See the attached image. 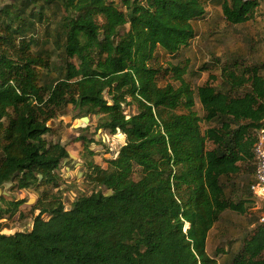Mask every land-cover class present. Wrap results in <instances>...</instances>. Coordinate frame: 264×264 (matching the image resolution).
<instances>
[{
  "label": "trees",
  "instance_id": "1",
  "mask_svg": "<svg viewBox=\"0 0 264 264\" xmlns=\"http://www.w3.org/2000/svg\"><path fill=\"white\" fill-rule=\"evenodd\" d=\"M260 1L216 0L232 25L253 19ZM204 3L13 0L4 7L0 189L14 179L11 191H59L43 192L32 206L39 214L31 231H0V264H219L207 251L211 231L225 212L245 215L256 207L250 189L247 200L235 202L224 180L238 176L242 164H255V133L264 129V65L241 71L227 64L221 88L211 76L197 89L184 79L187 67L159 66V51L177 58L190 47L195 24L206 20ZM52 37L64 66L45 80L51 70L45 44ZM168 74L179 87L160 85ZM196 98L203 116L195 111ZM69 106L99 116L97 129L119 131L126 143L104 168L95 161L101 142L77 139L93 191L67 209L57 171L70 154L46 136ZM24 204L2 196L0 228L6 218L22 217ZM230 264H264V223Z\"/></svg>",
  "mask_w": 264,
  "mask_h": 264
},
{
  "label": "rangeland",
  "instance_id": "2",
  "mask_svg": "<svg viewBox=\"0 0 264 264\" xmlns=\"http://www.w3.org/2000/svg\"><path fill=\"white\" fill-rule=\"evenodd\" d=\"M118 3L121 0H116ZM205 2L206 20L195 24L197 36L191 41L190 47L181 53L177 58L166 55L163 51H159V66L166 69L169 64L174 66L187 67V73L184 79L194 88L204 85L211 76L216 80L214 84L222 87V67L230 65H238L242 67L264 65V0L260 1L253 19L245 24L232 25L225 19L220 5L216 0H202ZM13 0H0V13L7 4ZM54 16L52 15V18ZM60 18V17H59ZM56 21V18L54 19ZM58 22H54V29ZM40 38H43V29L39 30ZM45 47L51 53V70L45 72V80L54 79L60 74L61 68L64 66V55L61 48L54 42V38H47ZM43 42V41H41ZM205 65L210 66L207 71H201ZM238 69V72H241ZM48 74V77H46ZM261 74L264 76V70ZM160 85L165 86L169 83L180 86L172 78L171 74L161 76ZM245 90H240V94H244ZM195 111L203 116L202 106L196 98ZM127 114H134L135 109L126 107ZM86 118L85 114L73 106L65 109V112L57 119L49 123L50 128L54 129L52 134L46 136L48 142L61 143L66 146L70 159L66 160L57 173L63 179L60 190H63L62 199L67 209H70L75 198L80 194H90L93 187L86 181L85 158L86 153L84 145L77 142L79 137L85 136L88 139H97L101 142L95 147L98 156L95 161L100 166L106 168L107 160L114 158L121 147L126 143V137L121 132L112 133L97 129L99 116H90V122L86 124L81 122L78 127L75 122ZM204 128L209 126L203 124ZM123 135L124 137H122ZM213 148L212 144L208 145ZM242 171L238 176L230 180H224L226 192L235 202L247 200L250 194V186L254 180L256 167L254 163L242 164ZM12 187L7 190L8 195L13 196L17 200H24L25 204L21 210L22 217L19 215L6 218L2 223L0 231L2 234L10 235L17 232H28L33 228L34 218L39 214L38 211L33 212L32 206L41 198L43 192L57 193L59 190L54 187H41L39 191L31 188L28 190H14ZM4 195V196H8ZM264 215V204L257 208H251L247 214L241 215L232 211L225 212L220 221L211 231L208 239L207 251L212 257L218 259L219 264H230L235 255L243 248L245 239L250 237L255 228L262 222Z\"/></svg>",
  "mask_w": 264,
  "mask_h": 264
},
{
  "label": "built area",
  "instance_id": "3",
  "mask_svg": "<svg viewBox=\"0 0 264 264\" xmlns=\"http://www.w3.org/2000/svg\"><path fill=\"white\" fill-rule=\"evenodd\" d=\"M246 2H254L257 0H244ZM256 143L254 145L255 156V176L250 186V191L256 203L257 209L264 204V129L258 130L256 133ZM264 223V215L262 216Z\"/></svg>",
  "mask_w": 264,
  "mask_h": 264
},
{
  "label": "water",
  "instance_id": "4",
  "mask_svg": "<svg viewBox=\"0 0 264 264\" xmlns=\"http://www.w3.org/2000/svg\"><path fill=\"white\" fill-rule=\"evenodd\" d=\"M97 117H98V116H97ZM82 121L85 122L86 124H88V123L90 122V119H89L88 117H86V118H83L82 120L76 121V122H75V126L78 127L79 124H80ZM49 127H50V125H49ZM13 184H14V179L11 180L10 182L4 184L3 189H0V199H1L2 196H4V195H8L7 190L10 189V188L13 186ZM111 194H112V192L109 191L106 195L108 196V195H111ZM14 234H16V233H14ZM14 234H10V235H14ZM4 235H5V234H4ZM10 235H7V236H10Z\"/></svg>",
  "mask_w": 264,
  "mask_h": 264
},
{
  "label": "crops",
  "instance_id": "5",
  "mask_svg": "<svg viewBox=\"0 0 264 264\" xmlns=\"http://www.w3.org/2000/svg\"><path fill=\"white\" fill-rule=\"evenodd\" d=\"M122 137H124L123 135H121ZM96 158V157H95ZM97 163V162H96Z\"/></svg>",
  "mask_w": 264,
  "mask_h": 264
}]
</instances>
